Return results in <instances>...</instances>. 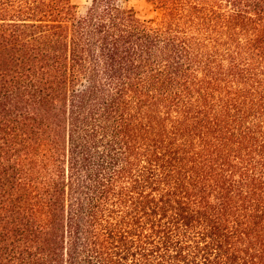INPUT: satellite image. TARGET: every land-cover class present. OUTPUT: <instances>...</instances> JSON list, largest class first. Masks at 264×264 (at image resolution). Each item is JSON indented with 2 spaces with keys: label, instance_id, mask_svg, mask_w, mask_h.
Masks as SVG:
<instances>
[{
  "label": "trees",
  "instance_id": "16d2710c",
  "mask_svg": "<svg viewBox=\"0 0 264 264\" xmlns=\"http://www.w3.org/2000/svg\"><path fill=\"white\" fill-rule=\"evenodd\" d=\"M0 0V264H264V0Z\"/></svg>",
  "mask_w": 264,
  "mask_h": 264
},
{
  "label": "rangeland",
  "instance_id": "374dc122",
  "mask_svg": "<svg viewBox=\"0 0 264 264\" xmlns=\"http://www.w3.org/2000/svg\"><path fill=\"white\" fill-rule=\"evenodd\" d=\"M75 5L78 15L85 13L91 0H70ZM122 8L133 12L134 16L143 22H157L161 17L160 10L146 0H119Z\"/></svg>",
  "mask_w": 264,
  "mask_h": 264
}]
</instances>
